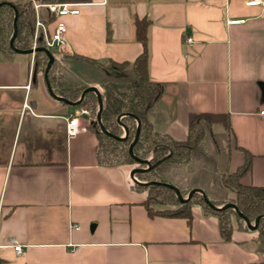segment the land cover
I'll return each instance as SVG.
<instances>
[{
	"label": "crops",
	"instance_id": "0c3cea01",
	"mask_svg": "<svg viewBox=\"0 0 264 264\" xmlns=\"http://www.w3.org/2000/svg\"><path fill=\"white\" fill-rule=\"evenodd\" d=\"M246 1L64 2L78 4L79 14L60 17L41 7L38 41L46 44L63 21L66 46L46 49L54 57L76 53L100 65L133 63L142 52L134 19H149V76L161 85L149 115L154 130L184 141L191 116H228L230 170L244 163L247 152L251 167L241 181L264 186V7H247ZM33 61V55L15 51L0 54V264L264 260L256 231L235 229L225 241L218 219L199 206L192 208L190 224L185 218L151 217L143 205L145 193L133 188L131 173L138 167L99 165L98 140L87 126L68 136L66 119L79 107L74 113L73 106L55 100L44 76L35 75ZM80 122L89 124L88 118ZM11 239L22 246L21 253H15Z\"/></svg>",
	"mask_w": 264,
	"mask_h": 264
},
{
	"label": "trees",
	"instance_id": "16d2710c",
	"mask_svg": "<svg viewBox=\"0 0 264 264\" xmlns=\"http://www.w3.org/2000/svg\"><path fill=\"white\" fill-rule=\"evenodd\" d=\"M91 1L50 0L47 3ZM14 8L18 12L14 47L20 51L33 48L36 14L32 3H3L0 6V54L14 53L10 46L14 33ZM150 24L151 21L146 18L134 19V35L142 45V52L133 63L110 61L107 65H100L76 53L55 55V63L49 70L53 93L75 103L91 86H96L101 91V121L112 136L104 134L97 123L99 100L95 92L86 93L78 106L79 109L89 110L87 128L97 137L96 158L101 166L125 164L140 169L148 167L137 163L129 154L139 120L141 130L133 152L138 159L149 160L151 169L139 171L135 177L141 183L151 184H134L133 188L139 193H145L143 205L151 217L185 218L190 224L192 208L199 206L205 215L218 219L221 237L230 241L235 229L248 230L244 219L231 207L216 210L211 205L217 208L235 205L251 224L262 216L256 232L257 242L264 249V186L242 183V177L251 167V158L245 151L244 163L236 171L230 170L232 133L228 116L213 113L191 116L188 135L184 141H176L155 131L150 123L149 115L161 96V85L153 82L149 76ZM36 46L40 50L34 54V72L35 75L44 76L49 62L45 51L47 46L41 41ZM217 125H222L223 130L217 131ZM123 126L128 131L127 135ZM175 190H178L183 199L193 190H201L209 203L200 193H194L186 203L180 202ZM252 264H264V260Z\"/></svg>",
	"mask_w": 264,
	"mask_h": 264
},
{
	"label": "water",
	"instance_id": "95a60500",
	"mask_svg": "<svg viewBox=\"0 0 264 264\" xmlns=\"http://www.w3.org/2000/svg\"><path fill=\"white\" fill-rule=\"evenodd\" d=\"M3 3H7V2H1V3H0V6H1ZM8 4H11V3H8ZM14 9H15V8H14ZM17 20H18V12H17V10L15 9V17H14V22H13L14 33H13V36H12V38H11V40H10V46H11V48H12L16 53H19V54H27V55H34L35 53H37V52L40 50L39 48H32V49L29 50V51H20V50H18V49H16V48L14 47V40H15V38H16V36H17ZM45 51H46V53H47L48 56H49V62H48L47 67H46V69H45L44 79H45V82H46V84H47V89H48V91H49V94H50L55 100H58V101H60V102H64L65 104H67V105H69V106L76 107V106H79L80 103L83 101V99H84L86 93L91 92V91L95 92L96 95H97V97H98V100H99V110H98V114H97V123L99 124V126H100V128H101V130H102V132H103L104 134L109 135V136H112V135H111V134L105 129V127H104V125H103V123H102V121H101V111H102V109H103V99H102V96H101L99 90H98L96 87H89L88 89H86V90L83 92V94L81 95V98H80L77 102H75V103H72V102L66 101V100H64L63 98L58 97V96H56V95L53 93V91H52V89H51L50 82H49V70L51 69L52 65L55 63V57H54V55H53L49 50H45ZM121 118H122V116L119 118V120H121ZM123 127L125 128V130H126V135H127V134H128V131H127V129H126L125 126H123ZM140 130H141V125H140V122H139V120H138V130H137V134H136V137H135L133 143H132V144L130 145V147H129V154H130V156H131V157H132L137 163H139V164H146V165L148 166V168H146V169H140V168H136V169H134V170L132 171V173H131V179H132V181H133L135 184H141V185H145V186H147V185H150L151 183H150V182H148V183H141V182H139V181L137 180V178L135 177V174H136L137 172H139V171L145 172V171H148L149 169H151V165H150V161H149V160H141V159H138V158L134 155V152H133V147H134V145L137 143V141H138V139H139ZM126 135H125L123 138H121V139H124V138L126 137ZM175 191H176V193H177V196H178L180 202L186 203V202L189 201V199L193 196L194 193H200V194L202 195L203 199H204L205 201H207V203H209L208 200H207V197H206L205 193H204L203 191H201V190H193V191L188 195V197H187L186 199H183V198H182V196L180 195V193L178 192V190H175ZM211 207L214 208V209H216V210H222V209L229 208V207L233 208V209L235 210V212H236L241 218L244 219L247 228H248L249 230H251V231H256V230H257V227H258V225H259V222H260V220H261V218H262V216L258 217V218L255 220V223H254V224H251V222H250V221H249V220H248V219H247V218H246V217H245V216H244V215L238 210V208H237L235 205H225V206H223V207H218V208H217V207H214V206L211 205Z\"/></svg>",
	"mask_w": 264,
	"mask_h": 264
},
{
	"label": "built area",
	"instance_id": "2783aa9c",
	"mask_svg": "<svg viewBox=\"0 0 264 264\" xmlns=\"http://www.w3.org/2000/svg\"><path fill=\"white\" fill-rule=\"evenodd\" d=\"M247 7H264V0H248L245 2ZM34 11L36 14V27H35V36L33 41V48H37L36 44L38 42L37 30L40 26L39 21L37 20L38 11L41 7H47L52 10L55 14L60 17L68 15H78L79 9L78 4L74 3H46L41 4L38 2H33ZM67 33V27L63 21H59L56 24L53 34L45 40L47 48L57 49L61 51L66 46L65 34ZM187 42H192L191 38L187 39ZM34 56V55H33ZM34 62V61H33ZM33 64V63H32ZM25 107H28L25 105ZM261 115L264 116V112H261ZM89 116V110L86 108L79 109L74 116L67 118V134L69 137H74L81 131L85 130V126L82 125L80 119H86ZM10 245L14 249L15 253L19 254L22 251V246L15 239L10 240Z\"/></svg>",
	"mask_w": 264,
	"mask_h": 264
},
{
	"label": "rangeland",
	"instance_id": "374dc122",
	"mask_svg": "<svg viewBox=\"0 0 264 264\" xmlns=\"http://www.w3.org/2000/svg\"><path fill=\"white\" fill-rule=\"evenodd\" d=\"M71 109H72V111H73L74 113H75L76 110H77V109L75 110V107H72ZM231 143H232V144H231V147H233V139H232V138H231Z\"/></svg>",
	"mask_w": 264,
	"mask_h": 264
}]
</instances>
